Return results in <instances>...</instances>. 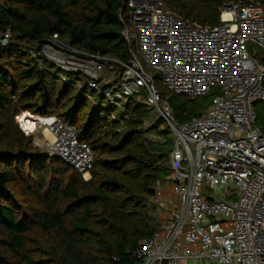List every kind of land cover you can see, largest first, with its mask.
Masks as SVG:
<instances>
[{"label":"trees","instance_id":"1","mask_svg":"<svg viewBox=\"0 0 264 264\" xmlns=\"http://www.w3.org/2000/svg\"><path fill=\"white\" fill-rule=\"evenodd\" d=\"M239 1L264 7V0H162L201 26L217 24L224 3ZM125 3L0 0V34L10 33L0 46V264H139V243L158 229L149 198L170 174V129L134 97L123 103L126 119H111L114 108L90 92L85 77L39 54L45 37L57 33L82 52L127 63ZM255 53L264 62V53ZM156 87L178 123L202 115L215 94L189 98ZM253 109L264 133V101ZM20 111L73 126L93 153L90 178L36 147L15 121Z\"/></svg>","mask_w":264,"mask_h":264},{"label":"built area","instance_id":"2","mask_svg":"<svg viewBox=\"0 0 264 264\" xmlns=\"http://www.w3.org/2000/svg\"><path fill=\"white\" fill-rule=\"evenodd\" d=\"M122 37L127 63L82 52L45 37L39 54L57 69L80 74L104 103L117 108L111 119L127 118L123 103L136 98L152 108L170 129L169 176L155 182L149 202L168 208L166 220L135 251L139 264H264V133L256 125L253 103L264 101V7L226 2L218 23L201 26L180 18L162 0H126ZM10 37L0 34V46ZM189 98L215 91L202 115L174 120L168 101L154 83ZM103 113L100 117H104ZM47 153L90 178L93 153L73 126L52 117ZM178 202L164 199V186Z\"/></svg>","mask_w":264,"mask_h":264},{"label":"rangeland","instance_id":"3","mask_svg":"<svg viewBox=\"0 0 264 264\" xmlns=\"http://www.w3.org/2000/svg\"><path fill=\"white\" fill-rule=\"evenodd\" d=\"M250 48H251L253 54H256L255 52H256L257 48L255 46H250ZM256 58H258V57H256ZM149 72L155 77V84H156V86L163 87L161 85L159 73L156 72V71H151V70H149ZM166 92H167V94L172 93V92L167 91V90H166ZM88 100L89 101H92L93 100V97L92 98H88ZM199 100H202L203 101V98H200ZM261 102L262 101H259V100L256 101L255 100L254 101V104L260 105ZM149 109H150L149 114H150V116H151L152 119L158 117V115L153 111L152 108L149 107ZM116 111H117V108L114 109L113 113H115ZM22 114H24V116H22ZM23 117L26 118L25 119L26 121H24ZM52 117L53 116H44L43 117V116H39V115L32 114V113H30L28 111H20L15 116V121H16L17 125L19 126V128L22 130V132L24 134H26V135H32V137H33V144L36 147H38L39 149L47 152V143H49L50 140H48L46 138L45 134H43V131L44 130H47L48 125L50 124V119ZM146 124H148V123H146ZM30 126L32 127V129L29 128ZM28 129H30V132L29 131L27 132ZM148 137L155 138L154 135H149ZM36 139L39 140V141H37ZM168 186L169 185H165L164 186V199L166 201H171L172 203H177L178 200H179L178 197L177 196H171L170 195V193L168 191ZM152 207H153V209L151 211V214L155 218V220H156L157 223L162 222L163 220H166L167 219L168 213H169L168 208L167 209L166 208H161V207H157V206H154V205H152Z\"/></svg>","mask_w":264,"mask_h":264},{"label":"crops","instance_id":"4","mask_svg":"<svg viewBox=\"0 0 264 264\" xmlns=\"http://www.w3.org/2000/svg\"><path fill=\"white\" fill-rule=\"evenodd\" d=\"M22 116H24V114H22ZM24 121H26L25 117H23ZM30 129H32V127L30 126L29 127ZM30 129L27 130V132L29 131L30 132ZM182 264H206L205 262H200L198 260H196L195 258H185L182 260Z\"/></svg>","mask_w":264,"mask_h":264},{"label":"bare ground","instance_id":"5","mask_svg":"<svg viewBox=\"0 0 264 264\" xmlns=\"http://www.w3.org/2000/svg\"><path fill=\"white\" fill-rule=\"evenodd\" d=\"M43 134H45V136H46V138H47L48 140L52 141V136H51V134L49 133L48 129H47V130H44V131H43ZM36 140H37V139H36ZM36 140H35V141H36ZM37 141H39V140H37Z\"/></svg>","mask_w":264,"mask_h":264}]
</instances>
